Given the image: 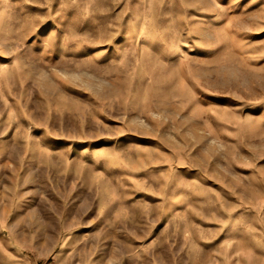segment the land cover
<instances>
[{"label": "rangeland", "instance_id": "1", "mask_svg": "<svg viewBox=\"0 0 264 264\" xmlns=\"http://www.w3.org/2000/svg\"><path fill=\"white\" fill-rule=\"evenodd\" d=\"M0 264H264V0H0Z\"/></svg>", "mask_w": 264, "mask_h": 264}]
</instances>
